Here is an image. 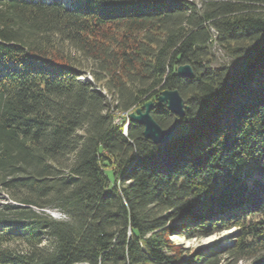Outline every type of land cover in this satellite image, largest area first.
Instances as JSON below:
<instances>
[{
  "label": "trees",
  "instance_id": "16d2710c",
  "mask_svg": "<svg viewBox=\"0 0 264 264\" xmlns=\"http://www.w3.org/2000/svg\"><path fill=\"white\" fill-rule=\"evenodd\" d=\"M0 191V264H264V0H0Z\"/></svg>",
  "mask_w": 264,
  "mask_h": 264
},
{
  "label": "water",
  "instance_id": "95a60500",
  "mask_svg": "<svg viewBox=\"0 0 264 264\" xmlns=\"http://www.w3.org/2000/svg\"><path fill=\"white\" fill-rule=\"evenodd\" d=\"M176 74L183 78H193L194 72L190 65H181L177 68ZM166 107L174 116L170 127L163 129L152 117L151 112L155 108ZM187 109L185 100L178 91L166 90L160 94L156 103L148 102L142 108L132 113L130 121L144 127V137L155 145L164 146L174 140L178 129L185 116Z\"/></svg>",
  "mask_w": 264,
  "mask_h": 264
},
{
  "label": "rangeland",
  "instance_id": "374dc122",
  "mask_svg": "<svg viewBox=\"0 0 264 264\" xmlns=\"http://www.w3.org/2000/svg\"><path fill=\"white\" fill-rule=\"evenodd\" d=\"M216 55V62L214 64V67L221 66L222 64H230L234 65L236 62L232 61L230 58H228L224 52L220 49H216L215 51ZM82 80H90L89 78L82 79ZM140 109V108H139ZM138 110V109H136ZM136 110H132L130 113H125V114H117L115 123L120 125L123 122H126L129 124L130 122V115L134 113ZM125 124V126L127 125ZM124 126V128H125ZM186 130V126L182 125L181 126V132ZM9 198L8 195L2 191H0V205L9 203ZM53 218L55 219H65L64 216H62L58 212H48ZM237 230L232 229V230H227V231H220L217 232L214 235H211L208 238H193L190 240H186L180 237H172V241L175 242L176 244L186 248L190 249L191 252L193 253L196 250H203V249H213L216 247H219L218 245H225L229 244L234 240L235 233Z\"/></svg>",
  "mask_w": 264,
  "mask_h": 264
},
{
  "label": "bare ground",
  "instance_id": "6f19581e",
  "mask_svg": "<svg viewBox=\"0 0 264 264\" xmlns=\"http://www.w3.org/2000/svg\"><path fill=\"white\" fill-rule=\"evenodd\" d=\"M127 128H128V124L125 126V132L127 131Z\"/></svg>",
  "mask_w": 264,
  "mask_h": 264
},
{
  "label": "built area",
  "instance_id": "2783aa9c",
  "mask_svg": "<svg viewBox=\"0 0 264 264\" xmlns=\"http://www.w3.org/2000/svg\"><path fill=\"white\" fill-rule=\"evenodd\" d=\"M124 133H126V132H125V128H124Z\"/></svg>",
  "mask_w": 264,
  "mask_h": 264
}]
</instances>
